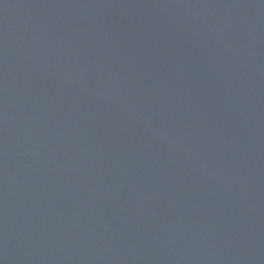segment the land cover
<instances>
[{"label":"water","instance_id":"obj_1","mask_svg":"<svg viewBox=\"0 0 264 264\" xmlns=\"http://www.w3.org/2000/svg\"><path fill=\"white\" fill-rule=\"evenodd\" d=\"M0 264H264V0H0Z\"/></svg>","mask_w":264,"mask_h":264}]
</instances>
